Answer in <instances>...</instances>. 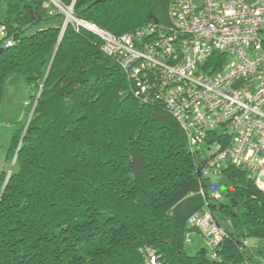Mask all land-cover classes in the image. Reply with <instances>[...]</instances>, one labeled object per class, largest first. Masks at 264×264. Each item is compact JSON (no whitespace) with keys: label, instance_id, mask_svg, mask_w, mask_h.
Segmentation results:
<instances>
[{"label":"trees","instance_id":"1","mask_svg":"<svg viewBox=\"0 0 264 264\" xmlns=\"http://www.w3.org/2000/svg\"><path fill=\"white\" fill-rule=\"evenodd\" d=\"M169 1L56 0L72 7L63 29L52 0H0V105L9 75L32 92L7 149L18 145L12 168L0 172V264H146L148 250L162 264H256L245 246L264 240V190L231 164L203 174L225 134L207 135L200 146L215 152L202 159L162 98H137L101 39L76 24L115 36L166 26ZM197 193L202 207L180 229L171 211ZM204 211L223 236L188 254L190 233L206 240L189 221Z\"/></svg>","mask_w":264,"mask_h":264},{"label":"built area","instance_id":"2","mask_svg":"<svg viewBox=\"0 0 264 264\" xmlns=\"http://www.w3.org/2000/svg\"><path fill=\"white\" fill-rule=\"evenodd\" d=\"M167 19L121 36L90 27L137 98H162L190 150L210 132L225 134L204 175L231 164L264 188V0H170ZM189 221L218 245L223 231L208 211ZM146 264L162 263L148 250Z\"/></svg>","mask_w":264,"mask_h":264},{"label":"rangeland","instance_id":"3","mask_svg":"<svg viewBox=\"0 0 264 264\" xmlns=\"http://www.w3.org/2000/svg\"><path fill=\"white\" fill-rule=\"evenodd\" d=\"M52 2L54 3L56 2V0H53ZM56 7H58L64 14V20L68 19L70 23L71 21H73L72 15L68 16L67 14V10L69 8L66 10L58 5H56ZM3 10V7H1L0 5V16L3 14ZM3 91V99L0 105V172L3 171L6 174L8 173V170L12 168L14 156L16 154L18 146L14 143L13 151L10 152L8 154L9 156L6 157L9 142L11 140L13 132L21 124L26 122V104L32 92L25 83L23 76L19 74H12L5 78ZM18 135L20 136V133ZM200 148L201 153L199 155L202 157V159L212 155L215 152V149L213 147L208 149L204 145H201ZM209 177L214 183L217 182L215 174H209ZM217 186L218 192L224 193V186L222 184H218ZM194 197L195 199L191 200V202L190 200H188L190 199V197L187 196L186 198L178 202L171 211V218L180 229H184L185 227L188 229L191 227V225L187 223V217L184 218L186 214V205L189 204L190 206H195L196 209L194 211H196L199 207H202V195L200 193H197ZM190 235H192L191 238L194 240V242L192 245H185V250L188 254H193L197 249L201 247H205L209 251L207 241L199 233L192 232L190 233ZM263 247L264 240H258L249 237L246 239V252L252 257L256 264H264V250H262V254L258 253V249H262Z\"/></svg>","mask_w":264,"mask_h":264},{"label":"water","instance_id":"4","mask_svg":"<svg viewBox=\"0 0 264 264\" xmlns=\"http://www.w3.org/2000/svg\"><path fill=\"white\" fill-rule=\"evenodd\" d=\"M71 11H72V7H70V8L67 10V14H68V15H69V14L71 15ZM154 22L156 23V20H154ZM67 23H70V21H69L68 19H66V20L64 21L63 29H64V27H65V25H66ZM77 25L80 26V27H82V28H84V29H86V30H88V31H90V32H92V33H94V31L92 30V28L90 27V25L86 24L85 22L78 21V22H77ZM63 29H62V30H63Z\"/></svg>","mask_w":264,"mask_h":264},{"label":"crops","instance_id":"5","mask_svg":"<svg viewBox=\"0 0 264 264\" xmlns=\"http://www.w3.org/2000/svg\"><path fill=\"white\" fill-rule=\"evenodd\" d=\"M261 187V186H260ZM264 187V186H263ZM262 188V187H261ZM263 190H264V188H262ZM195 194L194 195H191V196H189L190 197V199H188V200H193V199H195ZM186 202H188V201H186ZM192 202V201H191ZM180 204H182V203H180ZM188 209V210H187ZM196 208H195V206H190L189 204L188 205H186V207H185V217L184 218H188V216L190 215V213H192L194 210H195ZM191 237H192V235H191ZM190 245H192V244H190Z\"/></svg>","mask_w":264,"mask_h":264},{"label":"bare ground","instance_id":"6","mask_svg":"<svg viewBox=\"0 0 264 264\" xmlns=\"http://www.w3.org/2000/svg\"><path fill=\"white\" fill-rule=\"evenodd\" d=\"M68 16H70V14Z\"/></svg>","mask_w":264,"mask_h":264}]
</instances>
